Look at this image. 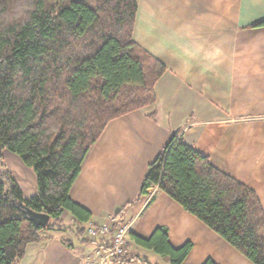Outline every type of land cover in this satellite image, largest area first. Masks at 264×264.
Listing matches in <instances>:
<instances>
[{
	"label": "trees",
	"instance_id": "obj_1",
	"mask_svg": "<svg viewBox=\"0 0 264 264\" xmlns=\"http://www.w3.org/2000/svg\"><path fill=\"white\" fill-rule=\"evenodd\" d=\"M136 12L137 0H0V264L20 261L41 233L61 231L64 215L84 234L91 215L69 193L88 152L109 122L155 104L166 69L133 42ZM178 135L149 165L139 197L157 187L251 263L264 264L257 197ZM4 151L33 172L34 196L26 198L3 168ZM31 211L53 223L36 224ZM133 240L169 264H183L192 248H173L164 229Z\"/></svg>",
	"mask_w": 264,
	"mask_h": 264
},
{
	"label": "crops",
	"instance_id": "obj_2",
	"mask_svg": "<svg viewBox=\"0 0 264 264\" xmlns=\"http://www.w3.org/2000/svg\"><path fill=\"white\" fill-rule=\"evenodd\" d=\"M261 22L264 0H137L133 42L166 69L155 84V104L107 124L69 193L91 223L123 209L130 230L113 264H169L134 243L156 229L166 230L173 248L192 245L183 264H253L163 192L150 191L147 201L139 189L179 132L214 169L251 190L264 210V27H252ZM27 185L33 195L36 183ZM63 219L76 228L69 215ZM68 231L75 240L64 230L41 233L43 240L28 245L15 264H81L110 243L109 236Z\"/></svg>",
	"mask_w": 264,
	"mask_h": 264
},
{
	"label": "built area",
	"instance_id": "obj_3",
	"mask_svg": "<svg viewBox=\"0 0 264 264\" xmlns=\"http://www.w3.org/2000/svg\"><path fill=\"white\" fill-rule=\"evenodd\" d=\"M150 191L156 192L157 187H150L147 190V201H150L153 195V192L150 193ZM115 222V217L109 216L104 223L95 224L90 222L87 224L85 234L88 239L109 236L110 243L103 252L85 257L81 264H113L120 261L126 250V239L130 230V223L123 222L112 229Z\"/></svg>",
	"mask_w": 264,
	"mask_h": 264
},
{
	"label": "rangeland",
	"instance_id": "obj_4",
	"mask_svg": "<svg viewBox=\"0 0 264 264\" xmlns=\"http://www.w3.org/2000/svg\"><path fill=\"white\" fill-rule=\"evenodd\" d=\"M3 159H2V166L4 169L10 170L14 179L16 180V182L18 183V185L20 187H22L23 189V194L26 198H30L32 196H34V194L32 195V193H30V188L25 189V186L27 185V183L29 184V181H34V186H35V177L33 172L28 169L27 167H25L21 161L19 160L18 157H16L15 155L4 151L2 153ZM29 186V185H27ZM29 219H31L32 221H34L36 224L38 225H51L53 223V220L44 212H29L28 215ZM63 229H61L62 231L64 230V232H66L70 238L73 240H75V237H73V233L68 231V228L75 231V227L74 225L71 226L67 223L64 222L63 226L61 227ZM66 229V230H65Z\"/></svg>",
	"mask_w": 264,
	"mask_h": 264
}]
</instances>
